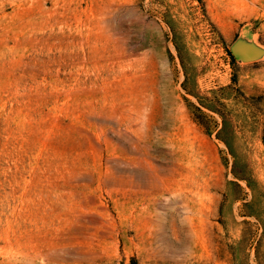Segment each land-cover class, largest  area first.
<instances>
[{
	"label": "rangeland",
	"instance_id": "374dc122",
	"mask_svg": "<svg viewBox=\"0 0 264 264\" xmlns=\"http://www.w3.org/2000/svg\"><path fill=\"white\" fill-rule=\"evenodd\" d=\"M237 33L264 45V0H0V264H264Z\"/></svg>",
	"mask_w": 264,
	"mask_h": 264
},
{
	"label": "water",
	"instance_id": "95a60500",
	"mask_svg": "<svg viewBox=\"0 0 264 264\" xmlns=\"http://www.w3.org/2000/svg\"><path fill=\"white\" fill-rule=\"evenodd\" d=\"M227 50L238 61H252L264 55V45L243 33L233 36L227 44Z\"/></svg>",
	"mask_w": 264,
	"mask_h": 264
},
{
	"label": "trees",
	"instance_id": "16d2710c",
	"mask_svg": "<svg viewBox=\"0 0 264 264\" xmlns=\"http://www.w3.org/2000/svg\"><path fill=\"white\" fill-rule=\"evenodd\" d=\"M199 1V0H198ZM172 45H173V48H174V50H175V53H176V56L178 57V60L180 61V55H179V51H178V46L176 45V43L174 42V40L172 41ZM224 51H225V53L227 54V62L229 63V65L231 66V71H230V73H229V79L231 80V82H234L235 81V74H234V65H235V63H236V60L235 59H233L232 57H231V55L229 54V52H228V50H227V45H224ZM169 54V56H171L170 55V53H168ZM184 74V73H183ZM179 83H180V85H181V87L186 91V92H189L190 93V91L188 90V89H186V87L184 86V77L179 81ZM199 104H201L202 106H205L206 108H208V109H210V110H213V111H217V113H219L218 112V110H215V108H212L211 106H209L208 104H204V103H202V102H199ZM195 106V105H194ZM195 108L198 110V111H200V109H199V107L198 106H195ZM201 112V111H200ZM199 112V113H200ZM220 114V113H219ZM199 121V120H198ZM204 131L206 132V133H209L210 131H209V129L208 128H204ZM214 135H215V137L217 138V139H219L225 146L227 145V142H226V140H224V138L219 134V129L218 130H215V132H214ZM233 169V168H232ZM231 174H232V176L235 178V179H243V177L238 173V172H236V171H234V170H231ZM232 182L233 183H235V185H236V187L239 189L240 188V186H239V184L236 182V180H232ZM234 197V196H233ZM220 201H219V205H220ZM128 264H132V262L131 263H128Z\"/></svg>",
	"mask_w": 264,
	"mask_h": 264
}]
</instances>
